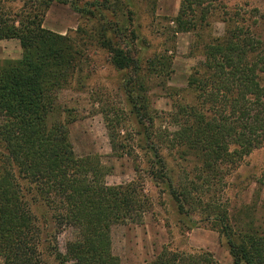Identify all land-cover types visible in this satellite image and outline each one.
<instances>
[{"label": "trees", "instance_id": "trees-1", "mask_svg": "<svg viewBox=\"0 0 264 264\" xmlns=\"http://www.w3.org/2000/svg\"><path fill=\"white\" fill-rule=\"evenodd\" d=\"M181 1L177 32H191L195 26L186 28L188 14L195 15L203 0ZM16 2L22 3L18 12L6 10V3ZM109 4L110 0H104L105 7ZM49 9L50 3L43 0H0V41L16 40L22 48L20 60L0 63V263L45 264L40 249L42 230L32 209V202L40 201L50 210L58 233L69 228L78 231L65 254L53 239L52 249L60 264H122L113 253L112 228L149 211L150 202L136 180L105 185L100 158L76 155L70 142L73 121L51 122L56 94L76 74L80 53L72 39L44 27ZM107 31L103 27L100 32L102 46L113 65L134 74L125 92L131 115L142 130L137 134L144 136L147 145L143 150L154 155L150 176L165 187L180 215H188L192 202L203 203L202 194H210L239 163L264 146L262 41L250 28L235 26L227 29L222 40L208 44L202 71H195L189 80L193 100L175 104L171 113L164 114L169 126L157 132L156 112L143 94L145 82L151 83L154 74L141 77L136 60L114 44ZM169 67L167 61L168 78L173 73ZM136 86H140L139 93ZM106 122L113 149L124 150L114 123L108 117ZM166 150L177 151L185 163L194 160V180L186 172L187 185L174 181L163 157ZM258 184L264 187V174ZM32 193L36 198L29 200ZM216 222L233 264H264V223L236 225L227 211ZM150 264L214 262L208 253L185 255L165 249Z\"/></svg>", "mask_w": 264, "mask_h": 264}, {"label": "rangeland", "instance_id": "rangeland-1", "mask_svg": "<svg viewBox=\"0 0 264 264\" xmlns=\"http://www.w3.org/2000/svg\"><path fill=\"white\" fill-rule=\"evenodd\" d=\"M43 1L50 3L44 27L72 39L80 53L76 74L56 94L57 107L51 122L65 118L73 121L69 129L74 151L80 158H100L105 185L121 186L136 180L150 202L149 211L112 228L114 255L122 264H150L167 249L185 255L204 252L211 255L214 264H233L226 239L216 229V220L227 211L236 225L264 223V187L258 184L264 174V146L239 163L210 194H202L203 203L192 202L189 214L180 215L165 187L150 176L149 162L155 161L154 155L143 150L147 145L144 136L137 134L142 130L131 115L132 106L125 92L128 78L134 74L115 68L109 51L102 46L100 32L105 27L107 37L136 60L141 77L154 74L151 83L145 82L143 94L156 112L158 132L169 126L164 114L171 113L178 102L193 100L189 80L195 71H202L208 44L222 40L229 27L244 26L264 46V0H203L195 15L188 14L186 20V28L195 29L183 33L177 32L181 0H110L108 7L104 0ZM21 6V2L5 4L6 10L14 13ZM4 44L0 47V63L22 58L18 41ZM167 61L169 71H173L169 78ZM134 90L139 93L140 86ZM106 117L114 123L124 150L113 149ZM163 157L174 181L187 185L186 172L194 180V160L185 163L177 151L170 150L164 151ZM28 198L33 200L36 195L32 193ZM32 209L42 230L40 249L45 264H60L52 249L53 239L56 237L57 249L65 254L68 242L78 236V231L69 228L58 233L50 210L40 201H33Z\"/></svg>", "mask_w": 264, "mask_h": 264}, {"label": "crops", "instance_id": "crops-1", "mask_svg": "<svg viewBox=\"0 0 264 264\" xmlns=\"http://www.w3.org/2000/svg\"><path fill=\"white\" fill-rule=\"evenodd\" d=\"M61 35V34H60ZM12 41H14V40H11V41H0V47H4L6 44H4L5 42L6 43H10V42H12ZM16 41V40H15ZM19 42V41H18ZM20 44V43H19ZM20 47H21V45H20ZM22 49V48H21ZM19 56H20V54H19ZM17 60H20V57H17L16 59H15V61H17Z\"/></svg>", "mask_w": 264, "mask_h": 264}]
</instances>
